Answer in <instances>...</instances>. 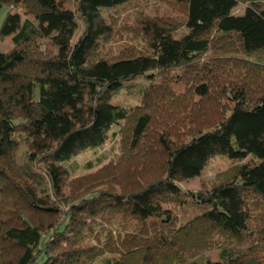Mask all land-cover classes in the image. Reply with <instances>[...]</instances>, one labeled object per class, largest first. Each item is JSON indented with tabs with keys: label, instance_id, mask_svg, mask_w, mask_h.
I'll return each instance as SVG.
<instances>
[{
	"label": "trees",
	"instance_id": "obj_1",
	"mask_svg": "<svg viewBox=\"0 0 264 264\" xmlns=\"http://www.w3.org/2000/svg\"><path fill=\"white\" fill-rule=\"evenodd\" d=\"M127 1L77 0L84 28L70 43L75 12L62 9L57 0H0V7L21 5L32 15L19 22L16 13L7 11L0 26V36L11 35L13 43L10 51H0V264H93L106 254L105 264H183L186 255L199 253L216 234L237 241L217 245L221 258L264 264V221L252 224L255 210L264 211V154L254 175L238 166L204 191H184L173 180L177 170L186 175L200 170L217 146L228 147L235 156L245 141L252 146L264 144V67L257 75L247 67H241L242 74L234 67L223 74L227 64L212 60L189 69L194 58L214 44L212 31L233 38L243 54L264 50V0H173L185 8L183 24L188 29L178 41L173 39L175 25L149 19L142 28L150 54L88 61L103 33L95 23L99 9ZM238 3L245 5L242 14L233 13ZM38 39L58 46L61 54L43 52ZM177 66L194 74L206 72L192 90L201 97L223 83L227 103L215 118L207 120L205 114L197 118L190 111L189 117L179 120L177 104L150 84L143 91V111L132 119L128 156L133 164L125 183L115 172L102 178V186L94 191L55 198L51 204L35 199L33 186L41 185L45 191L46 171L34 166V159L57 163L78 148L99 146L109 127L126 120L131 110L112 104L111 90L153 68L163 71ZM63 69L76 85L95 91L86 101L88 122L67 123L57 133L52 116L64 99ZM18 103H24L30 121L56 135L52 147L42 149L39 156L27 155L23 164L6 151L17 127L9 109ZM184 128L186 140L180 132ZM152 156L159 157L153 164L157 174L148 178L145 167ZM168 196L184 202L187 196L203 209L178 226L168 216L159 223L148 222L157 216L152 207ZM111 221L127 228L116 235L107 230L102 241L93 225L105 230ZM88 235L94 243L86 242Z\"/></svg>",
	"mask_w": 264,
	"mask_h": 264
},
{
	"label": "rangeland",
	"instance_id": "obj_2",
	"mask_svg": "<svg viewBox=\"0 0 264 264\" xmlns=\"http://www.w3.org/2000/svg\"><path fill=\"white\" fill-rule=\"evenodd\" d=\"M57 1L62 9L75 12V29L69 39L72 43L84 28V23L76 11L77 0ZM244 7V3H238L233 9V13L242 14ZM28 10H32V8L28 7ZM7 11H10L11 14L16 13L19 22L25 18L32 19V15L26 12L27 9L21 5L1 6L0 26ZM149 19L175 25L177 28L173 30L174 41H178L188 31L183 24L185 8L173 0H128L123 4L101 7L95 23L101 27L103 33L98 38L94 48L88 53V61H95L99 58L112 61L121 57L150 54L148 39L143 34L142 28L144 22ZM211 35L214 44L209 50L194 58L192 67H189L190 70H196L193 66L199 65L198 67H200L205 62H212V60H220L227 64V69L223 74H228L233 69L232 67L238 69L239 74H242L245 69H241V67H247L249 71L255 72L257 75L260 67H264V50L243 54L237 48V43L233 38L221 36L214 31ZM38 40L41 42L43 52L50 51L61 54V49L56 45H50L47 39ZM12 47L11 35L0 36V51L7 52ZM189 69L177 66L161 71L153 68L142 76L122 81L116 89L111 90L110 102L112 104L131 108L128 118L119 121L118 124L111 125L106 140L99 146L78 148L68 159L57 163L44 161L39 157L34 159L33 165H40L46 171L45 191L42 190L41 185L38 189L32 185L35 189L32 190L35 199L42 204H51L55 198L66 197L68 199L77 192L94 191L97 187L102 186V178L110 174L112 176L115 172L119 174L120 182L125 183L128 171H130L128 167L133 164L132 158L128 156L132 119L143 111V91L150 84H155V88H160L161 93H164L163 96L170 97L177 104L179 110L177 118L179 120L189 117L190 111L197 118L202 117L203 114L207 120L215 118L227 103L221 92L220 84L223 83L209 88L206 97L193 94V87L204 79L206 72L194 74ZM62 71L64 74L61 72L62 79L60 82L66 84L64 99L57 105L52 116V121L58 130L57 133L67 123L77 125L88 122L90 110L86 106V101L91 99L95 91V88L91 86L76 85L75 81L65 74V69ZM9 112L14 114L13 119L17 127L12 134L10 147L6 151L12 153L17 164H23L28 158L27 155L36 154L39 156L38 154L42 149L54 145L56 135L46 132L40 124L30 121L25 116L24 103L10 107ZM185 131V128L180 130L183 135L181 137L186 140ZM241 146L240 152L236 153L235 156H231L228 147L225 149L217 146L200 170L191 173V175H186L184 170H177L173 175V180L182 190L195 192L210 189L212 185L231 175L238 166H244L245 169L249 170L248 175H254L253 169L257 166L261 155L264 154V144L252 146L249 141H245L241 143ZM158 160L159 157L157 156H152L151 159L147 160L145 170L148 178H154L157 174V169L153 170V164H158ZM186 198L188 201L184 202L182 198L173 201L174 199L169 196L165 197L163 201L159 202L160 205L152 207V211L157 216L148 217L147 221L159 223L161 217L168 216L174 225H182L203 209L195 200H191L187 196ZM261 214H264V211L255 210L252 224L256 221H264V219L259 220ZM95 220L99 221L98 216ZM93 227L95 231H100L102 241L105 239L107 230L111 232V235H116L117 231L123 233L127 228L121 227L116 221L107 224L105 230H101L97 224H94ZM212 238L199 253H193V257L191 254L186 255L183 258V264L190 263L192 260L195 264H239L238 258H221L220 249L217 246L230 241L236 243V239L231 240L225 235L218 234L213 235ZM85 240L94 243L92 235L86 236ZM199 240L204 241L205 238L201 236ZM107 256L106 254L97 258L93 264H105L104 259Z\"/></svg>",
	"mask_w": 264,
	"mask_h": 264
}]
</instances>
